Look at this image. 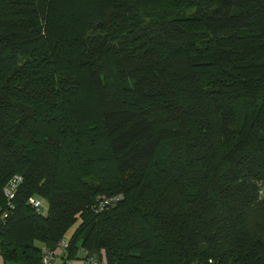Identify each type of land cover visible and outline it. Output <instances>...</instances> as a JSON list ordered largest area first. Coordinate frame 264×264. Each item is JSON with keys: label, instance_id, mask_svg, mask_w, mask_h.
I'll return each instance as SVG.
<instances>
[{"label": "trees", "instance_id": "16d2710c", "mask_svg": "<svg viewBox=\"0 0 264 264\" xmlns=\"http://www.w3.org/2000/svg\"><path fill=\"white\" fill-rule=\"evenodd\" d=\"M90 1L0 0L2 256L264 264V0Z\"/></svg>", "mask_w": 264, "mask_h": 264}, {"label": "rangeland", "instance_id": "374dc122", "mask_svg": "<svg viewBox=\"0 0 264 264\" xmlns=\"http://www.w3.org/2000/svg\"><path fill=\"white\" fill-rule=\"evenodd\" d=\"M154 1H156V0H140V2L142 3V5H146V8L147 7H149L151 4H152V2H154ZM159 1H162V0H159ZM182 1L183 0H163V2L165 3V4H167V5H170V6H172L171 7V9L170 8H164V14L165 15H173V11L175 10V11H178V10H181L182 9V11H184L186 8H187V5H185V4H182ZM80 2V1H79ZM99 3H102V4H104V3H106L105 4V6H107V7H111V0H94V2L93 1H90L89 3H87V5L85 6V7H88L87 9H86V11L84 12V4L82 5V6H80V7H77L78 5H76V10H75V12H73V13H71V12H68V13H66L67 14V16L69 15L70 17H68V18H66V19H63L62 18V16H63V14H64V12H61L59 9H58V7L56 8V5L54 6V11L53 12H55L54 13V17H55V14H56V16H57V21H59V23L60 22H62V20H63V22L65 23V24H69V25H72V24H80L81 25V22L82 21H86L87 20V18H85V16L86 15H88L89 13L87 12V11H92V10H94V11H97L98 9H99V7H97L98 5H99ZM191 3V2H190ZM150 4V5H149ZM149 5V6H148ZM180 7H181V9H180ZM146 8H144V9H146ZM174 8V10L172 11V9ZM193 8H190V10H188L187 12H191V10H192ZM100 10V9H99ZM98 10V11H99ZM97 11V12H98ZM96 12V13H97ZM108 12H109V16H111L112 15V13H111V11H110V9H108ZM147 14H149V15H152V14H154L151 10H147ZM66 16V17H67ZM101 16V19H102V15H100ZM89 20V19H88ZM90 20H97L96 19V17H92V18H90ZM48 37V36H47ZM48 39V38H47ZM64 42H61V45L63 44ZM52 48H51V46H50V51L49 52H47V54L45 55V54H43L42 56L43 57H50L51 56V54H54L55 52L54 51H52V49L54 50L55 49V46L52 44ZM56 46H59L58 44L56 45ZM56 50V49H55ZM255 52V54H256V51H254ZM87 74L84 72V71H82V73L79 75L80 76V78L81 77H85ZM82 79V78H81ZM86 89H88V87H85ZM82 105H85V104H82ZM86 106H87V111L83 114V117H85V115H86V113L87 112H89L90 111V104H86ZM79 109H81L82 110V107H79ZM246 124V123H245ZM245 124H244V126H243V129L245 128ZM242 131H244V130H242ZM262 197H264V195H262ZM44 204H43V211H45V210H47L46 209V204H47V202L46 201H44L43 202ZM70 233H71V236L73 235L72 233H74L75 232V227H73L72 229H70ZM67 237H69V235L67 234Z\"/></svg>", "mask_w": 264, "mask_h": 264}, {"label": "built area", "instance_id": "2783aa9c", "mask_svg": "<svg viewBox=\"0 0 264 264\" xmlns=\"http://www.w3.org/2000/svg\"><path fill=\"white\" fill-rule=\"evenodd\" d=\"M23 181V178L20 176H16L14 179H12L9 183V185L5 188V194L10 200L8 205L12 206L11 199L15 195V191L18 187V185ZM122 196H117L113 198H107L100 201L98 211H102L106 207H108L110 204L120 200ZM30 205L38 212H43V201L36 198H31L29 201ZM45 212V211H44ZM58 246L68 248L69 246V240L63 238L58 244ZM57 258V251L56 249L48 248L47 246L42 248V264H53L54 260ZM82 264H107L106 261L97 255H88L82 258ZM67 264H73V260L69 259L66 261ZM210 263L212 264V260H210Z\"/></svg>", "mask_w": 264, "mask_h": 264}, {"label": "crops", "instance_id": "0c3cea01", "mask_svg": "<svg viewBox=\"0 0 264 264\" xmlns=\"http://www.w3.org/2000/svg\"><path fill=\"white\" fill-rule=\"evenodd\" d=\"M46 209L48 208V203L46 204ZM47 211V210H45ZM71 231L68 232L69 237H65V239L69 240L71 238ZM73 234V233H72ZM41 248L45 247L46 245L44 244H40ZM49 248V247H48ZM79 251L76 255V257L74 258H69L68 256V250H66V248L61 247L56 245L55 248H51V249H56L57 251V258L54 260L53 264H67L66 261L71 259L73 260V264H82V258L88 255H97L98 257L104 259L106 261V263L108 264V261L106 259V255L105 252L100 250L98 251L95 247H92L91 249H86L84 248L81 244L78 245ZM0 264H24L21 262H16V261H7L4 259V257L2 256L1 252H0Z\"/></svg>", "mask_w": 264, "mask_h": 264}]
</instances>
